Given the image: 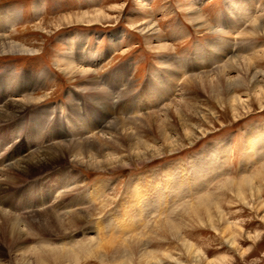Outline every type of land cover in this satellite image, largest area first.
Masks as SVG:
<instances>
[{
	"label": "rangeland",
	"instance_id": "rangeland-1",
	"mask_svg": "<svg viewBox=\"0 0 264 264\" xmlns=\"http://www.w3.org/2000/svg\"><path fill=\"white\" fill-rule=\"evenodd\" d=\"M113 8H115V11L111 10ZM245 8L251 14H259L262 18L264 17V0H0V13L14 11L18 14L17 23L10 28V31L8 30L9 36L14 37L15 41L25 44L27 48L29 47L34 51L31 55L0 56V107L27 97L39 101V104L28 107L24 112H21V115L15 121H0V163L10 155H16L23 151L14 157L12 164H16V159L19 156L31 153L35 149L39 150L38 148L45 147L47 144L48 147L52 146V143H56L48 137L46 145H41L42 141L37 144L32 142L27 135L33 113L40 110L49 111V121L57 116H64L61 118L63 119V127L60 128V131L63 134L62 137H68L69 125L65 117L70 112L69 108L80 106L78 111L81 112L82 119H84L82 112L85 111L86 107L91 113L94 106L91 102L86 101V97L81 94V91L90 90L91 87H95L94 93H97L95 98L97 101L99 99L101 103L102 101L103 103L106 102L104 97L108 95L110 104L103 105L108 114L111 112L109 115L111 119L126 118L129 123L148 115L152 109L159 111L157 109L171 103L178 96V99L182 100L181 103L187 102L190 105L186 112L179 111L177 106L172 107L171 111L167 110L165 114L170 112L169 115H171L176 111L181 115H175L173 119L169 117L173 122H171L174 127L173 130H168L169 128L165 127L160 128L161 132L164 131L170 136L168 140L173 142V149H179L175 154H169L172 150L171 145H165L155 135V130L145 132V130L139 128L141 130L139 132L136 129L134 131L129 129L127 135L131 141L126 140L122 143V140L111 139L109 141L115 144L111 146L107 143L106 145L107 148L111 149L108 152L115 155L113 157H122L123 161L121 163L125 165L129 163L132 165L131 168L111 172H92L72 162L68 163V159L64 158L56 161L57 164H63L55 167L47 166L43 171H34L31 176H24L26 179L17 183L15 189H12L11 186L2 188L0 198L1 195L2 199L8 196L14 198L16 192L23 193L40 180L43 181V185H47L52 181L57 182L56 171L65 168L72 169L81 179L77 187V195L87 192L98 182H106L110 186V191L105 196L106 202L109 201L110 204L103 213L98 215L97 210H95L94 216L87 223L62 235L61 231L58 232L60 228L54 224L49 228L50 230L33 224L32 229L37 234L53 236L34 237L31 234L28 246L52 245L59 248L67 243L64 248L70 246L67 248L72 249L87 242L92 237H97L95 226L99 222L108 219L112 221L111 217L116 216L118 204L123 198L122 195L129 181L136 177L158 175L157 171L164 167L177 169L182 164L190 171L191 163L195 164V158L197 159L205 149H208L209 156L212 157L211 160H214L219 167V172L217 171V175L213 180H205L207 182L204 181L205 183L202 184L207 192L218 193V185L228 178L238 179L241 176L242 168H245L244 170L248 171L246 173L250 175L259 170L261 163H264V150H261L258 155L252 156L250 158L252 160L245 161L247 152L245 145L251 144V140L247 138L249 135L253 138L260 136L254 142V145L259 144L261 146L264 142L261 139L264 138V109H261L264 107V101L263 106H260L257 102L251 103L249 112L239 107L237 112H230L223 109L224 105L221 104V100L225 98L227 92L225 86L218 93L213 92L212 85L209 83L204 85V88L199 87L200 89L191 90L188 87L185 89V93L182 92V83L187 78L205 73L212 74L218 68L219 64H216L215 60L212 61L215 51L210 48V43L215 44L220 39H224L225 42H221L219 46L214 45L215 48H221L226 43L230 53L241 58L259 56L264 51V35L254 37L244 35L250 30L251 26V24L246 23L247 19L243 16V9ZM95 9H104L105 13L114 17V19L94 25H76L71 22L60 24V27L57 28L52 27L54 26L51 24L53 21H48L44 25L42 24L43 27L41 28L36 26L37 23L43 20L57 19L70 14L90 12ZM189 11H195L196 15L203 21V27L191 23ZM144 23L151 24L153 32L156 33L141 31ZM111 34L115 35L112 36ZM162 47H165V49H161ZM88 55L93 58L94 65L92 69L95 72L96 84L94 85L96 86L89 85L88 79L78 81L69 79L62 72L64 66L60 65L63 62L65 63L68 58L72 59L73 57L86 63L91 59H87ZM77 64L80 66V62ZM81 67L84 68V66ZM255 70L264 73V61L257 63ZM190 71L192 74H189ZM44 73L48 74V77L39 79L38 76L40 74L44 76ZM169 74L172 78L169 77ZM237 75L235 71L233 73L229 72L224 79L231 82L236 80ZM165 83H169L174 91L171 98L164 96V100L162 99L160 102L159 99L162 97L161 94L164 90L161 84L165 85ZM229 85L232 84H228L227 88ZM249 86L252 87L251 84ZM99 88L101 91L98 90ZM261 88L264 90V82H261ZM159 89L162 91L157 94ZM9 90L12 91V94ZM241 93L239 90L233 91V94L238 96ZM130 105L135 109L130 108ZM137 111L139 112L137 113ZM131 112L133 114H129ZM98 114H100V111ZM165 114L157 113L156 115L162 119ZM27 118L29 119L27 120ZM84 120L88 121L86 115ZM187 124L192 125L193 128L190 130L192 135L186 138L184 134ZM17 125L18 127H16ZM51 126L47 124L48 130L51 129ZM55 127L57 126L55 125ZM130 127H133L132 124H130ZM43 130H46V128H43ZM43 130L41 129L42 132ZM95 131L93 130L92 133ZM103 132L104 130L98 134L101 135ZM106 136L108 135L101 137ZM198 137L199 139H197ZM68 139L70 140V135ZM105 140L108 139L105 138ZM138 141L147 144L149 148L155 149L156 153L151 149H147V152L140 149L137 152L143 151L144 153L137 155V152L133 153L131 151L132 154L130 155V145L136 144ZM213 149H216L215 152ZM160 154L161 158H158L157 155ZM150 157H156V159L138 167L136 161L139 158L150 159ZM259 160H262V162L260 163ZM245 162H248L249 165L246 166ZM8 165L10 163L5 166ZM5 166L2 168L6 169ZM190 172H188L189 175ZM185 176L187 175L185 174ZM158 183L160 186H157V188L164 190L162 179H159ZM261 187L258 195L262 192L261 197L264 203V186ZM6 191L9 192L8 195L5 194ZM54 196L56 197V194L47 198V203L38 207L42 209L36 208L37 211L35 208L23 212L18 210L17 213L3 208H0V210L11 212L18 217H25V220L31 217L36 219L38 218L36 213L43 214L46 210H50L49 208L54 202ZM74 196L76 195H73L72 198ZM229 197L231 203L226 205L232 208L230 210L221 208L219 214L223 212L228 217L230 212L235 213L230 217V222H240L241 237L237 241L239 249L236 250L225 243V239L213 231V228L209 227V223L204 228L205 230H186L181 236L193 242L198 248L205 250L204 264L209 262V264H212L214 261L218 264H224V260L228 257H230L232 263L234 262L233 264H264V219H262L264 211L254 213L247 207L242 206L243 204L236 200L238 197H231V195ZM251 197L247 195L246 199L249 200ZM16 201L15 203L18 204L21 200ZM116 204L117 207H115ZM238 204L241 205L234 207ZM98 207L96 206L95 209ZM215 212L213 211L214 214H216ZM216 215L218 216V213ZM217 216L213 218L215 222ZM104 231L105 233L108 232L106 229ZM255 232L262 234L261 241L258 239V241L253 242L250 239ZM22 234L24 236L29 235L27 232ZM169 246L166 242L153 241L148 248L150 250L169 251L171 250ZM249 249L252 250L251 253L249 252L250 255L246 254ZM0 251V264H36L32 256L16 255V257L15 254L18 252L6 247L1 238ZM77 264L100 263L95 258L85 259L81 257Z\"/></svg>",
	"mask_w": 264,
	"mask_h": 264
},
{
	"label": "bare ground",
	"instance_id": "bare-ground-1",
	"mask_svg": "<svg viewBox=\"0 0 264 264\" xmlns=\"http://www.w3.org/2000/svg\"><path fill=\"white\" fill-rule=\"evenodd\" d=\"M111 10L115 11V8ZM105 12L104 9H95L90 12L70 14L57 19L43 20L37 23L36 26L41 28L44 23L48 21H53L51 24L54 26L52 27L57 28L60 27V24L71 22H74L76 25H94L102 21L114 19V17ZM243 13L244 18L247 19L246 23L251 24L250 30L247 31L246 34L244 33V35L247 37L264 35V17L262 18L259 14L255 15L254 13H249L247 8L243 9ZM188 14L193 25L204 26L203 21L196 15L195 11H189ZM17 18L18 14L14 11L10 13L4 12V14L0 13V56L31 55L32 52H34L29 47L27 48L25 44L19 43L13 39L14 37L9 36L10 28L17 23ZM141 31L153 32L154 30L151 24L144 23ZM111 35L114 36L115 34ZM221 42H225V40L220 39L219 42L215 44L210 43V48L215 51L212 61L215 60V63L219 64L216 71L212 74L205 73L200 76L187 78L182 83V92L185 93V89L188 87H190L191 90H195L199 87L204 88V85L209 83L212 85L213 92L217 93L225 86L227 92L225 98L221 100V104L224 105L223 109H227L230 112H237L238 107L244 110L246 109V111L249 112L251 108L250 104L253 102H257L260 106H263L264 90L261 88V82H264V73L255 70V65L264 61V51L259 56L255 55L249 58H241L237 55H232L229 51V47H226V43L223 44L221 48H215V46H219ZM161 49H165V47ZM68 59L65 63L63 62V64L60 65L64 66L62 72L69 79L74 81L88 79L89 85L96 86L94 85L96 84L94 79L95 72L92 69L94 65L93 58L90 55H88L87 59L89 60L86 63L76 57ZM78 62H80V66L77 64ZM81 66H84V68ZM233 71L238 74L236 80H232L231 82L225 81V75L229 72L233 73ZM189 74H192L191 71ZM42 75L40 74V76H38L39 79L48 77L46 73H44V76ZM169 77L172 78L170 74ZM205 81L208 82L205 83ZM248 83L252 85L251 88ZM228 84L232 85H229L227 88ZM161 85L164 87V90L163 94H161L162 97L159 99L160 102L162 99L164 100V96L171 98V94H173L174 91L169 83ZM161 85L160 87L163 89ZM98 90H100V88ZM238 90L242 92L240 94L241 98L233 94V91ZM249 90H251L252 93ZM94 91L95 87H91L90 90L81 91V94L86 97V101L91 102L94 106L91 113L88 107L82 112L84 114V119L86 115L88 121L81 118V112L78 111L80 106L78 107V105L77 107H70L69 110L71 113L69 112L67 116L65 115V119L69 125L70 140L68 139L69 135L66 138L62 137L63 134L60 131V128L63 127V119L61 118L64 116H57L55 119L49 121V111L40 110L33 113L31 124L27 132L31 141L37 144L42 141L41 145H46L48 143L46 139L50 137L51 141H56V143H52V146L48 147L47 144L45 147H40L42 149L38 148L39 150L35 149L31 153L19 156L18 159H16V164H12L13 159H15L14 157L21 154L23 151L16 155H10L6 160L1 162L0 191L2 188H8L10 186L12 189L17 188L15 187L16 184L26 179L24 176H31V173L34 171H43L47 166L55 167L63 164H57L56 161L63 160L64 158L68 159V163L72 162L92 172H111L123 168H131V164L128 163L125 165L121 163L123 161L122 157H113L115 155L108 152L111 149L107 148L106 145L107 143L111 144V146L115 144L109 141L111 139H116L117 141L122 140V143L126 140L131 141L127 135L129 129H133L132 131L136 129L137 131L139 130V132L141 131L139 128L145 130V132L155 130V135L159 137L165 145H171L170 148L172 150L169 154L177 153L179 149H173V142L168 140L170 136L164 133V131L161 132L160 128L165 127L169 128L168 130H173L174 127L171 124L172 121L170 118L173 119L175 115H181V113H177L176 111L171 115H169L170 112L165 114L167 110L171 111L172 107L177 106L179 107V111L186 112L190 107L187 102L181 103L182 100L178 99L179 96L173 99L171 103H165L166 105L157 109L159 111L152 109V112L150 111L148 115H144L137 121H131L129 123L126 118L111 119L109 116L111 112L108 114L103 105L110 104L108 102L110 100L108 95L104 97V101L106 102L103 103L102 101L101 103L99 99L97 101L95 98L97 93L95 94ZM161 91L160 89L157 90V94L161 93ZM10 94H12V91H10ZM36 104H39L38 100L27 97L23 100H15L10 104L3 105L0 107V121H15L19 118L21 112H24L26 108ZM130 108H132L131 105ZM132 109H135V107ZM261 109L263 110L264 107ZM99 111L100 114H98ZM138 112L139 111H137V113ZM154 112L165 115L160 119L159 116L156 115L157 113ZM129 114L133 113L131 112ZM28 119L29 118H27V120ZM47 124L52 125L50 130H48ZM130 124H132L133 127H130ZM55 125L57 127H55ZM16 127H18V125ZM43 128H46V130H43ZM191 128H193L192 125H186L184 137L187 138L189 135H192V131H190ZM258 129L260 130V127ZM93 130H96L93 132L94 134L92 133ZM102 130H104V132L101 135L98 134ZM105 135L108 136L101 137ZM105 138L108 140H105ZM247 138L251 140V144L245 145L247 151L245 154V161L252 160L250 159L252 156L258 155L261 150H264V142H262L261 146L259 144L254 145V142L256 139L260 138V136L253 138L249 135ZM197 139H199V137ZM261 139L264 141V138ZM130 146V155L132 152L135 153L140 149L145 152L151 149L156 153L155 149L149 148L147 144H143L139 141ZM217 150L221 151L219 148H217ZM143 151L137 152L136 154L140 155L144 153ZM200 154L201 155L197 159L195 158V164L191 163V172L185 165L182 166V164L178 166L177 169L164 167L157 171L158 175L136 177L129 181L122 195V200L119 204L117 203L118 211L116 210V216L111 217L112 221L108 219L107 221L99 222L95 226L97 237H92L87 242L75 248L71 246L72 249L67 248L70 246L64 248L67 243H64V246L59 248L53 247L52 245L30 247L28 243L31 234L34 235V237L53 236L37 234V232L32 229L33 224H37L45 229L51 228L54 224L60 228L58 232L61 231L60 233L62 235L87 223L94 216L95 210H97V214L100 215L110 204L109 201L106 202L105 197L106 194L108 195L107 192L110 191L108 183L98 182L94 184L90 190L88 189L87 192H82L77 195V187L81 182L79 175L74 173L72 169L69 170V168L57 170L55 173L58 178L57 182L52 181L47 185L45 184V186L43 185V181L40 180L37 184L31 185L28 190L23 193L16 192L14 198L8 196L2 199L1 195L0 208L11 210L15 213H17L18 210L23 212L30 208H35L36 210V208L44 206L47 203V198L51 195L53 196L56 194V197L54 196V202L52 206H50V210H46L43 214L36 213V217H38L36 219H32L33 217H31V220H25V217H18L11 212L0 210V234H2L0 238L3 239V243L6 244V247H9L12 251L18 252L15 256H32L36 264H77L81 257L85 259L95 258L100 264H173L176 262L178 264H204L205 250L203 248H198L193 242H190L181 235L186 230H205L204 228L209 223V227H212L213 231L221 236V238L225 239V243L236 250L239 249L237 241L241 237L240 222H230V217L235 213L230 212V215L228 214L227 217V214L223 212V214H219V210L221 208L228 210L232 208L226 205L231 203V199H229L231 195V197H238L236 200L254 213L264 211L263 198L261 197L262 192L258 195L260 188H262L261 186H264V163L262 160H259L260 163L262 162L260 168L252 175L246 173L247 170L245 171V168H242L243 170L240 172L241 176L238 179L228 178L218 185V193L207 192L204 190L202 184L213 180L215 175H217L219 167L214 160H211L212 157L210 158L208 149H205V151L203 150ZM157 156L161 158V154ZM155 159L156 157H150V159L139 158L136 163L138 167H141ZM213 161L214 163H212ZM9 163L10 165L6 167L5 165ZM245 163L246 166L249 165L248 162ZM4 166L6 169H3ZM188 172H190V175ZM185 174L187 176H185ZM159 179H162V188L164 190H159V188H157V186H160L158 183ZM40 186L41 188H39ZM8 191L5 192L6 195L9 194ZM0 194H2V191ZM73 195L76 196L72 198ZM247 195L252 197L247 200ZM254 196L256 197L253 198ZM16 200L21 201L16 204ZM117 204L115 207H117ZM239 205L241 204L235 205L234 207ZM96 206L99 207L95 209ZM213 211H216L215 213H218V216L214 214ZM215 216H217L216 222L213 220ZM262 219H264V216ZM214 226L216 227L214 228ZM105 229L108 231L107 233H105ZM23 232H27L29 235L24 236L22 234ZM261 236L262 234L260 232H255L254 236L250 239L253 242L258 241V239L261 241ZM153 241L166 242L170 245L169 248L171 250H150L148 247ZM14 248L16 249L14 250ZM251 251L252 250L249 249L246 251V254L250 255ZM229 258L230 257L224 260V264L234 263H232ZM212 264L218 263L214 261Z\"/></svg>",
	"mask_w": 264,
	"mask_h": 264
}]
</instances>
